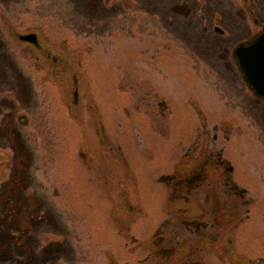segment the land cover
<instances>
[{"label": "rangeland", "instance_id": "rangeland-1", "mask_svg": "<svg viewBox=\"0 0 264 264\" xmlns=\"http://www.w3.org/2000/svg\"><path fill=\"white\" fill-rule=\"evenodd\" d=\"M251 2L0 0V148L31 160L24 195L0 196V264H142L147 249L136 243L166 201L153 179L173 171L183 145L194 156L205 144L225 148L247 190L236 253L264 264V98L233 55L256 31L252 18L264 24V0ZM45 51L69 63L65 78L42 66ZM103 137L127 155L148 217L118 224L114 193L89 181L88 148ZM10 178L9 188L20 183ZM212 252L198 253L203 264H222Z\"/></svg>", "mask_w": 264, "mask_h": 264}, {"label": "flooded vegetation", "instance_id": "flooded-vegetation-1", "mask_svg": "<svg viewBox=\"0 0 264 264\" xmlns=\"http://www.w3.org/2000/svg\"><path fill=\"white\" fill-rule=\"evenodd\" d=\"M240 1L244 9H252L251 0ZM252 22L257 27L256 31L248 33L247 41L239 42L243 43L241 44L243 47H248L258 37L264 38V24L255 17L252 18ZM24 37L25 39L21 41L30 42L29 46L33 52L43 53L38 38L31 34H25ZM36 57L42 59V66H47V70L50 68L58 78H65L66 73L70 72L69 63L63 61L57 63L56 57L47 52ZM241 78L248 87V83L251 82L249 77L245 75ZM73 97L72 102L77 105V91L73 93ZM204 134L206 136L208 132L205 131ZM99 143L100 148L94 150L96 152L88 148L89 160L86 161L88 179L103 185L107 192L114 193V197L109 196L112 218L121 225L147 216V211L136 203L137 181L134 172H130L127 155H124L121 148L110 145L106 137L101 138ZM185 147V145L181 147L178 155L181 157L180 159L178 157L173 171L169 174H160L153 179L152 185L148 184L151 189L154 184H160L166 201L163 203L160 221L155 226L154 222L148 224L149 230L153 227L149 239L143 243H136L137 248L147 249L146 257L139 259V263L143 261L142 264H203V258L198 253L207 254L215 249L217 260L222 261V264H250L236 253L233 236L234 230L248 217L244 211L242 214L236 212L245 202L240 203L239 198H243L247 190L234 180L233 167L223 153L225 148H209L205 144L192 156L190 148ZM20 150L21 148H0V196L3 195L6 199L13 193L19 192L18 196L24 195L27 175L30 177L26 169L29 168L31 160L23 159ZM13 157L16 163L12 162ZM123 158H126V161ZM93 171L94 177L90 176ZM14 172L20 183L9 188L10 177ZM218 190H222V195ZM171 222L173 224H169ZM171 225L174 229L170 227ZM118 227L121 228L119 225ZM197 237L199 239L196 241ZM127 238L136 241L133 237ZM211 259L209 258V261Z\"/></svg>", "mask_w": 264, "mask_h": 264}, {"label": "water", "instance_id": "water-1", "mask_svg": "<svg viewBox=\"0 0 264 264\" xmlns=\"http://www.w3.org/2000/svg\"><path fill=\"white\" fill-rule=\"evenodd\" d=\"M214 31L224 33L218 27H215ZM258 39V41L251 42L248 47L238 45L234 49L233 55L242 77L247 75L251 81L248 83V89L256 97L264 98V42H262L264 38L258 37Z\"/></svg>", "mask_w": 264, "mask_h": 264}, {"label": "trees", "instance_id": "trees-1", "mask_svg": "<svg viewBox=\"0 0 264 264\" xmlns=\"http://www.w3.org/2000/svg\"><path fill=\"white\" fill-rule=\"evenodd\" d=\"M20 82H22V83H24V85H26V82L25 81H23V80H20ZM27 86V85H26Z\"/></svg>", "mask_w": 264, "mask_h": 264}]
</instances>
